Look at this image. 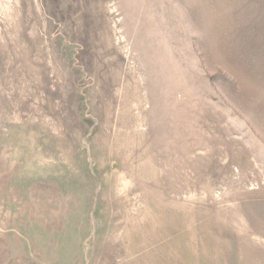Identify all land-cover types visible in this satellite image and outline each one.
I'll return each mask as SVG.
<instances>
[{"label":"rangeland","instance_id":"rangeland-1","mask_svg":"<svg viewBox=\"0 0 264 264\" xmlns=\"http://www.w3.org/2000/svg\"><path fill=\"white\" fill-rule=\"evenodd\" d=\"M0 264H264V0H0Z\"/></svg>","mask_w":264,"mask_h":264}]
</instances>
